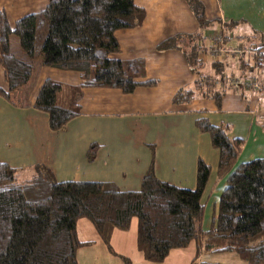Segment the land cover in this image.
Returning a JSON list of instances; mask_svg holds the SVG:
<instances>
[{"label":"trees","instance_id":"obj_1","mask_svg":"<svg viewBox=\"0 0 264 264\" xmlns=\"http://www.w3.org/2000/svg\"><path fill=\"white\" fill-rule=\"evenodd\" d=\"M187 2L193 10L200 4ZM194 13L197 33L171 37L157 49L182 48L186 39L190 43L187 59L192 71L199 74L201 54L207 50L204 32L216 23L207 20L202 11ZM144 17V10L133 0H48L42 11L18 19L13 26L0 11V66L7 86L0 94L15 105H31L14 101L10 94L28 84L37 63L77 73L80 84L75 87L45 80L32 103L48 116L50 130L59 131L80 115L83 89H112L129 95L137 88L154 86L153 80H141L139 63L115 58L119 53L115 33L139 27ZM14 38L18 54L12 51ZM261 45L250 44L257 63L264 59ZM242 46L247 50L244 42ZM228 56L250 68V61L242 63L244 55L237 54L210 63L214 71L220 68L216 74L223 82L226 68L222 63ZM212 87L198 79L193 87L178 90L172 103L181 106L195 97H207L218 104L223 91ZM62 92L65 104L58 103ZM195 126L210 137L219 154L217 176L228 183L229 194L223 197L218 217L208 230L202 228V195L210 171L202 161L197 164L194 190L159 181L150 165L137 191H121L111 183L57 182L42 165L33 167L30 181L21 183L18 171L0 162V264H78L77 251L91 244L78 238L80 219L90 223L109 251L111 234L128 231L135 219L136 248L151 263H161L170 251L195 243L197 255L227 252L245 264H264V157L239 162L242 139L230 138L227 127L212 125L204 117ZM94 151L91 147L89 156Z\"/></svg>","mask_w":264,"mask_h":264},{"label":"crops","instance_id":"obj_2","mask_svg":"<svg viewBox=\"0 0 264 264\" xmlns=\"http://www.w3.org/2000/svg\"><path fill=\"white\" fill-rule=\"evenodd\" d=\"M133 1L144 10L145 17L139 27L115 33L119 45L115 58L139 63L141 80H153L156 84L137 88L129 95L112 89H83L80 115L63 129L51 131L48 116L32 107L39 89L48 79L66 88L75 87L80 84V77L75 72L43 68L37 63L28 84L10 94L14 101H28L31 105H15L0 94V162L17 170L21 183L33 178V167L42 165L57 182L111 183L121 191H137L150 165L159 181L194 190L197 164L202 161L210 171L202 195L203 222L209 216L211 226L212 220L218 217L223 197L229 194L228 183L226 178L217 176L218 151L212 147L210 137L197 129L195 122L204 117L212 125L227 127L230 138L241 137L244 144L239 162L264 157V125L260 128L255 122L259 99L254 93L258 92L220 85L223 93L218 104L214 99L195 97L186 105L174 106V94L193 87L201 70L212 61L209 55L201 54L202 66L197 75L192 71L183 44L182 48L163 51L157 46L177 35L197 33L195 13L187 0ZM198 1L205 6L206 19L215 20L211 30L218 29V22H224L228 47L243 44L241 34H236L240 29L253 34L250 38L264 37V0ZM47 2L0 0V11L13 26L18 19L42 11ZM241 23L247 25L246 29ZM210 29L204 32L205 47L209 46L206 31ZM229 58H233L232 66L237 73L238 59L228 56L226 60ZM239 77L247 79L246 74ZM0 89L7 90L1 66ZM244 127L247 128L246 138L245 134L238 135ZM91 147H95V151L89 156ZM111 237L117 248L126 235L114 231ZM191 244L185 249L170 251L161 263L147 262L140 254L139 264H180L183 256L185 264H245L234 253L197 255L196 244L193 247ZM216 258H220L219 261L215 262Z\"/></svg>","mask_w":264,"mask_h":264},{"label":"rangeland","instance_id":"obj_3","mask_svg":"<svg viewBox=\"0 0 264 264\" xmlns=\"http://www.w3.org/2000/svg\"><path fill=\"white\" fill-rule=\"evenodd\" d=\"M197 2L200 4H198V7H196L195 10L198 13H200V11H202V13H204L205 6L200 1L197 0ZM190 8L192 9V11H195V10H193V8L191 6H190ZM204 15H205V13H204ZM205 18H206V16H205ZM218 23H219V26L217 27L218 29H216V30H223V32H225L226 30L224 28V25H225L224 22L220 21ZM241 24L244 25V28L247 26L244 23H241ZM258 30H262V29H258ZM213 31H215V30L206 31V33H207L206 36H209L211 33H213ZM247 31H248L247 29H246V31L240 29V30L236 31V34L237 35L241 34L239 36L242 37V40L245 43L248 51L254 50V47H250V44H254L258 48H260L262 46L261 44L264 45V39H263L264 37L262 39H259V36H255V38H250L251 35H253V34H249ZM262 36H263V34H262ZM14 40H15V41H13L14 43L12 42L13 43L12 51L14 54H18L17 52H19V44H18V41L16 38H14ZM183 45H184L185 49L188 50V46H190V43H188V41L185 39V41L183 42ZM236 45L233 47H236ZM209 47H210V42H209V46H207V50H205L202 54L209 55L210 54L208 51ZM255 54L244 55L246 57L242 60V63L244 62L245 64L250 61L249 70H247L248 67H246V66L243 67V65L240 64V61H239V64H238L239 70L236 73L233 69V66H232L233 63H235L233 58L227 59L226 61H224L222 63V65L225 68H229L231 71V72L225 71L224 75H225L226 80L228 79V76L230 78L240 79L241 77H239V76H242V74H246L247 79H250V78L257 76L258 85L260 86V90L258 93H254L257 95V97L259 99V102L257 103V109L255 111L256 112L255 122H256L258 127L262 128L264 125V59L261 60L260 63H257L256 62L257 58L255 57L256 56ZM209 58L213 63L215 62V60L213 58H211V56ZM251 58H253V59H251ZM207 63H209V62H207ZM206 65H207V67L202 69L200 74H199L200 81L202 82L205 80L209 86H213L212 87L213 90L222 91V89H223L222 86H225V84H223V81L220 80V77L216 74V73L220 72V68L217 67V68H215V71H214L213 68L211 67V64H206ZM229 65H231V66H229ZM257 71H258V73H257ZM216 80L219 81L220 84L217 83ZM220 85H222V86H220ZM204 86L206 87V84H204ZM210 89H211V87L209 88V90ZM213 90H211V91H213ZM63 91H66V89L63 88ZM65 96H66V94L64 92H62L61 94L58 95V103L59 104H65L67 102V100H65ZM211 100H213V98ZM24 103H26V102H24ZM239 131H240V133L238 132V135L240 136L242 134H245L244 137L246 138L247 128L246 127L241 128ZM238 138H241V137H238ZM209 221H210L209 216L205 217L204 222L202 224V228L204 230L209 229V227H210ZM76 228H77V235H78L79 240L91 243L89 246L80 248L77 251V263L78 264H139L140 263L139 261H141V260H139V259H142V258H140V253L136 248V220L135 219L132 220L130 229L128 231L124 232L126 237L121 238V240H120V238L117 239V242L120 240L117 248L115 245H113L112 237H110V240H109L110 251L107 249L106 245L98 238L94 229L92 228V226L90 225V223L87 220H85V219L78 220ZM194 244L195 243H192L191 247H193ZM185 258L186 257L183 256L179 259L181 261L180 264H185ZM218 259H220V258H216L214 261L217 262V261H219ZM213 264H223V263L217 262V263H213ZM226 264H229V263H226Z\"/></svg>","mask_w":264,"mask_h":264},{"label":"built area","instance_id":"obj_4","mask_svg":"<svg viewBox=\"0 0 264 264\" xmlns=\"http://www.w3.org/2000/svg\"><path fill=\"white\" fill-rule=\"evenodd\" d=\"M207 37L210 42V47L208 48V51L210 53L209 55L211 56V58L215 60V62H217L218 60H222L228 54H237V55L255 54L254 50L248 51L240 44L233 49L229 48L226 44V42H229V36H227L223 32V30H215ZM223 84L229 87H233L241 90H247V91L252 90L255 92H259L260 90L257 76L250 79L228 78L226 81L223 82Z\"/></svg>","mask_w":264,"mask_h":264}]
</instances>
